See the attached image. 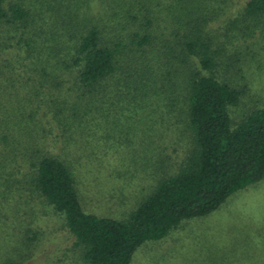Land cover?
<instances>
[{"label":"trees","instance_id":"obj_1","mask_svg":"<svg viewBox=\"0 0 264 264\" xmlns=\"http://www.w3.org/2000/svg\"><path fill=\"white\" fill-rule=\"evenodd\" d=\"M261 38L264 0H0V264L59 224L132 264L264 181Z\"/></svg>","mask_w":264,"mask_h":264},{"label":"rangeland","instance_id":"obj_2","mask_svg":"<svg viewBox=\"0 0 264 264\" xmlns=\"http://www.w3.org/2000/svg\"><path fill=\"white\" fill-rule=\"evenodd\" d=\"M255 41L264 48V38ZM259 47L253 49L256 56L245 70L253 98L264 103V52ZM99 193L92 192L96 202L103 200ZM50 227L39 261L31 264H83L68 229L60 224ZM132 264H264V181L236 193L212 215L187 222L182 232L146 243Z\"/></svg>","mask_w":264,"mask_h":264}]
</instances>
